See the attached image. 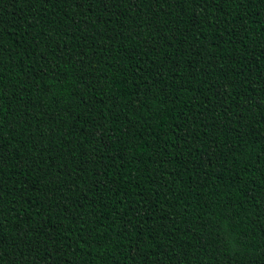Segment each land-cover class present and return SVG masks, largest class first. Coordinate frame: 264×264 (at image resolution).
<instances>
[{"label":"trees","instance_id":"1","mask_svg":"<svg viewBox=\"0 0 264 264\" xmlns=\"http://www.w3.org/2000/svg\"><path fill=\"white\" fill-rule=\"evenodd\" d=\"M0 264H264V0H0Z\"/></svg>","mask_w":264,"mask_h":264}]
</instances>
